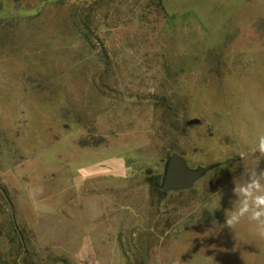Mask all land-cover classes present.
<instances>
[{
    "label": "rangeland",
    "instance_id": "obj_1",
    "mask_svg": "<svg viewBox=\"0 0 264 264\" xmlns=\"http://www.w3.org/2000/svg\"><path fill=\"white\" fill-rule=\"evenodd\" d=\"M262 126L264 0H0V264H264L222 227Z\"/></svg>",
    "mask_w": 264,
    "mask_h": 264
},
{
    "label": "clouds",
    "instance_id": "obj_2",
    "mask_svg": "<svg viewBox=\"0 0 264 264\" xmlns=\"http://www.w3.org/2000/svg\"><path fill=\"white\" fill-rule=\"evenodd\" d=\"M235 154L243 161L251 159V163H244L243 173L233 180L232 192L235 199L231 201V210H225V224L222 227L235 232L238 225L247 221L253 226L255 237L264 241V168H260V163L264 160V126L259 129L253 141ZM216 195L218 199L210 207H205L210 212L221 206V194Z\"/></svg>",
    "mask_w": 264,
    "mask_h": 264
},
{
    "label": "water",
    "instance_id": "obj_3",
    "mask_svg": "<svg viewBox=\"0 0 264 264\" xmlns=\"http://www.w3.org/2000/svg\"><path fill=\"white\" fill-rule=\"evenodd\" d=\"M197 124V120L188 122L189 126ZM209 170L210 168L191 170L180 157L173 155L168 161L161 190L163 192L189 190Z\"/></svg>",
    "mask_w": 264,
    "mask_h": 264
}]
</instances>
